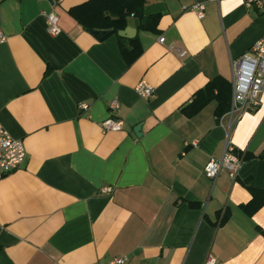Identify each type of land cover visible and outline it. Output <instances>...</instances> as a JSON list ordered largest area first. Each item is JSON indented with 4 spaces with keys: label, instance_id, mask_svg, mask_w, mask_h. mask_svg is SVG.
I'll return each mask as SVG.
<instances>
[{
    "label": "crops",
    "instance_id": "obj_1",
    "mask_svg": "<svg viewBox=\"0 0 264 264\" xmlns=\"http://www.w3.org/2000/svg\"><path fill=\"white\" fill-rule=\"evenodd\" d=\"M87 1L0 0V127L26 150L0 180V264H264V205L242 209L247 186L264 190V92L232 124L216 101L183 110L216 76L231 84L264 14L245 0H145L157 31L128 18L136 33L125 40L142 48L128 64L118 33L99 39L69 14ZM195 3L203 16L185 9ZM110 117L121 131L103 129ZM228 140L252 157L213 182L204 167Z\"/></svg>",
    "mask_w": 264,
    "mask_h": 264
},
{
    "label": "built area",
    "instance_id": "obj_2",
    "mask_svg": "<svg viewBox=\"0 0 264 264\" xmlns=\"http://www.w3.org/2000/svg\"><path fill=\"white\" fill-rule=\"evenodd\" d=\"M247 9H255L264 14V0H245ZM196 12L199 16L204 15V5L195 3L188 8ZM47 28L51 35L59 33V17L55 14H48ZM4 40V35L0 33V41ZM161 43L164 38H160ZM184 52L180 55L184 56ZM232 101L231 107L227 115L232 124L235 120L247 112L256 110L261 104V95L264 92V35L255 42L252 47L237 60L232 62ZM136 90L138 94L148 99L153 94L152 87L146 85L144 81L140 82ZM80 107L88 110V105L82 104ZM119 108L117 101H112L109 109L114 114ZM105 131H121L122 123L110 117L103 123ZM26 158V150L21 140L11 137L8 132L0 127V180L7 177L12 172L21 167ZM241 157L228 140L223 155L219 159H210L204 167V174L207 178L216 181L222 171H226L233 179L237 177V173L242 164ZM111 188H104V193L111 192ZM126 257L115 258L107 264H125ZM205 264H217L213 257H208Z\"/></svg>",
    "mask_w": 264,
    "mask_h": 264
},
{
    "label": "trees",
    "instance_id": "obj_3",
    "mask_svg": "<svg viewBox=\"0 0 264 264\" xmlns=\"http://www.w3.org/2000/svg\"><path fill=\"white\" fill-rule=\"evenodd\" d=\"M144 4L145 0H89L71 8L69 14L85 30L97 38L98 33L105 30L117 35L119 31L127 27L128 18L132 14L138 20L139 29L157 31L159 19L156 16L145 17L143 15ZM119 40L123 56L128 64H132L142 53L138 39L130 40L128 43L125 38L119 37ZM212 101L217 102L215 115L220 120L229 112L232 101V85L221 76L211 79L202 90L196 93L191 104L183 110L187 115L193 116ZM237 155L241 157L242 161L252 157V155H246L242 152L237 153ZM247 188L252 193L253 198L247 205H243L242 209L251 216L264 205V190L250 186ZM262 233L264 234V231Z\"/></svg>",
    "mask_w": 264,
    "mask_h": 264
},
{
    "label": "water",
    "instance_id": "obj_4",
    "mask_svg": "<svg viewBox=\"0 0 264 264\" xmlns=\"http://www.w3.org/2000/svg\"><path fill=\"white\" fill-rule=\"evenodd\" d=\"M48 1L53 3V0H48ZM95 33H97V32H95ZM135 33H136V29H134L132 27H127L126 29L119 31L118 35L120 37H123V38L132 39V38H134ZM110 34H111V31H109V30L101 31L98 33V38L104 39V38L108 37ZM136 130L139 131V128H137Z\"/></svg>",
    "mask_w": 264,
    "mask_h": 264
}]
</instances>
